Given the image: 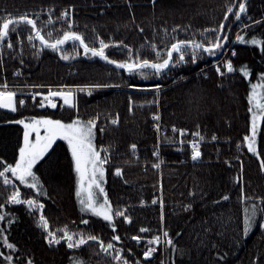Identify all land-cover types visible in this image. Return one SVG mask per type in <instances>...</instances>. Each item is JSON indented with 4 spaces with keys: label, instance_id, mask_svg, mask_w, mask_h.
<instances>
[{
    "label": "trees",
    "instance_id": "16d2710c",
    "mask_svg": "<svg viewBox=\"0 0 264 264\" xmlns=\"http://www.w3.org/2000/svg\"><path fill=\"white\" fill-rule=\"evenodd\" d=\"M235 3L236 0H156L155 4L152 0H0V17L9 13L14 16L39 13L40 26L48 18L49 7L55 9L53 15L56 17L61 10L73 4L76 30L84 33L89 42L94 39V28L95 33L106 41L123 40L133 49H140L143 45L142 55L151 58L149 42L154 41L163 47L171 42L172 35L191 38L195 34L200 39L197 30L218 26L226 7ZM246 3L248 16L234 22L235 18L230 14L226 22L231 25L226 29L231 47L225 58L232 59L237 69L247 65L254 78H243L239 71L221 77L215 67L210 65L213 59L204 58L196 64L181 65L166 76L149 74L150 78L143 80L139 75L114 69L98 57L79 56L63 61L50 49H44L36 56L34 53L38 50L39 42L36 48L32 47L26 39L27 31L19 37L16 34L11 36L15 44L13 49H7L6 45L0 49V59L3 60V64H0V83L6 79L12 87L95 83L120 85L96 90L91 95H76L82 118L99 116L96 143L109 147L103 186L113 207L126 208L127 214L132 217L131 224L121 222L119 217L116 220L117 231L122 236V243L118 246L133 247V253H127L133 264L137 259L142 264L144 261L143 249L134 247L135 242L130 239L132 235L139 234L140 227L151 229L147 235L168 230L177 242L178 249L184 250L181 255L179 251L172 252L170 246L160 244L157 252L149 258L150 264H171V260H175L176 264H217L218 251L227 253L219 264H261L264 259V236L261 234L264 230L254 226L247 237L242 236L244 205L239 199L240 185L236 181V177L241 175L242 162L245 193L264 196V173L259 169L258 159L247 152L246 146L237 147L242 144L243 136L250 133V113L247 112L249 80L258 83V74L264 71V55L260 52V46L235 40L238 32L246 39H251L253 35L264 39V22L247 30L243 28L245 23H251L249 16L254 20L264 17V0H246ZM175 25H182L188 30L184 32L177 29L176 33H172ZM57 26L61 27V23L54 21L56 29ZM140 28L144 31L140 32ZM164 29L168 30V36L164 35ZM50 30L49 26L43 27L45 34ZM64 47L71 51V44ZM233 48L237 53L235 57L231 56ZM107 52L115 59L127 58V50L119 47H110ZM21 59L23 64L20 63ZM17 69L22 74L13 75ZM130 82L142 86L160 83L159 104L145 103L156 99L154 90H128L126 87ZM21 90L22 97H27V90L24 89L18 90V97L21 96ZM129 95L136 101L131 112L128 109ZM40 99L37 97V101ZM57 104L56 109L47 105L40 108L29 97L26 107H18L16 113L0 109V157L14 162V157L18 156V146L22 144V125L4 123L5 120L33 115H50L67 120L75 116L76 110H66V106L61 108L60 100H57ZM157 111L161 116L159 169L153 167L158 160L152 155L158 133L151 130V117ZM116 116L119 122L112 125L110 120ZM172 125L199 131L205 137L201 145L202 156L197 162L190 160V148L187 145L181 150L179 144L164 140L165 136H179V133L172 132ZM100 127L104 128L102 133L99 132ZM213 135L217 137L216 140L212 139ZM133 143L137 145L135 156L130 148ZM258 149L264 151V136L258 135ZM116 167L122 169L121 176L115 174ZM34 171H37L47 192V195L38 199L45 205L43 213L52 231L59 234L64 225H69L73 231L99 234L106 241L110 238L111 229L105 226L106 222L80 212L75 196V173L65 141L57 140L50 155ZM20 187L22 193L35 195L34 190ZM10 191L11 188H6L0 180V203H5ZM191 192L195 195L190 196ZM222 195H228L229 199L220 200ZM154 198L164 200L163 223L160 221L159 203H152ZM141 200L146 202L145 205L140 203ZM218 200L219 204L213 203ZM188 203L192 204V208L185 210L183 206ZM248 203L258 204L259 201L250 200ZM0 211L6 213L7 220L13 221L12 224L7 220L0 221V228L6 229L4 234L17 245L15 250H9L0 240V251L14 255V264L17 261L26 264L29 258L34 264H69L73 250L67 249L64 242L59 245L47 243V233L38 224L39 212L33 214L26 205L12 204H6ZM81 219H88L89 224H82ZM208 221L213 230L204 237L207 246L200 245L201 237L197 233L201 231L202 222ZM177 232L181 235L176 236ZM218 232L223 235H217ZM237 236L240 239L237 240ZM212 244L218 248H212ZM75 251L81 254L80 250ZM97 252L98 247L90 245L84 247L82 256L88 264H114L110 257L103 253L97 255ZM0 264H4L2 257Z\"/></svg>",
    "mask_w": 264,
    "mask_h": 264
},
{
    "label": "snow or ice",
    "instance_id": "6c2138e0",
    "mask_svg": "<svg viewBox=\"0 0 264 264\" xmlns=\"http://www.w3.org/2000/svg\"><path fill=\"white\" fill-rule=\"evenodd\" d=\"M155 4L156 0H152ZM111 7V4L107 5ZM131 7V4H129ZM48 18L40 26H38L39 13L28 14L24 13L18 16L7 14L0 17V49H3L6 45L7 49H13L15 47L14 41L11 39L13 34L17 37L22 32L27 31V41L32 44V47L36 48L37 45L32 43L33 41H39L38 50L34 55L39 56L44 49H50L54 53L59 55V58L63 61L73 60L76 57H98L100 60L105 61L107 64L114 65L115 69H122L130 75H139L143 80H148L151 76L163 77L167 74L175 71L179 66L186 64H196L198 60L204 58L215 57L212 60V64L215 66L216 73L225 77L229 74H235L237 71L242 74L243 78L253 77V73L250 71L247 65H241L237 69L233 60L230 58H221V54L227 47L229 41V35L226 29L231 25L226 24L230 19V14L235 18V21H241L243 17L248 16L246 0H236L235 4H229L223 13V19L219 21L218 26L204 28L202 31L197 30L200 33V39H197L195 34L191 38H178L175 35L171 36V42L164 44L160 47L154 41L149 42V50L152 53L151 58L142 55L143 45L140 49H133L130 45L124 43L123 40H109L101 38L99 34L95 33L93 28L94 39L89 42L88 37L77 29V21L75 19V5L69 4L67 8L60 11L59 16L54 17L52 10L47 9ZM103 11V9H101ZM134 20V17H133ZM248 20L251 23H245L243 28L245 30L250 29L252 26L264 22V17L260 20H254L250 16ZM54 21L61 23V28L56 29L54 27ZM49 26L51 30L45 34L43 27ZM86 27V26H85ZM188 27H191L190 25ZM177 29L187 32V27L182 25H175L172 28V33H176ZM144 29L140 28V32ZM54 32L57 35L54 36ZM164 35L168 36V30L164 29ZM147 39V38H146ZM235 40L244 44L258 45L260 46V52L264 55V39H258L255 35L251 39H246L244 35L239 32L235 36ZM22 44V41H20ZM163 43V39L161 41ZM71 44V51L69 52L64 46ZM110 47H119L121 50H127L126 59L112 58L107 50ZM82 49V51H81ZM206 54V56H205ZM237 55L235 48L231 49V56ZM23 64V59L20 60ZM0 64H3V60L0 59ZM223 69V71H222ZM203 71V70H201ZM22 74L19 69L13 75ZM206 76L207 73H204ZM259 82L250 84V91L247 93L248 108L247 112L250 113V133L243 136L242 144H238L237 147L246 146L247 152L252 153L259 161V169L264 173V151L258 149V135L264 136V71L259 74ZM182 79L185 77H181ZM25 87L31 88H47L46 92L36 91L31 94V100L36 102V106L44 108L46 105L53 109L58 107L57 100L59 98L62 101L61 108L66 106V110H76L74 117H70L65 120L63 118H53L50 115H33L30 117H23L17 120H5L4 123H15L22 125L23 127V142L18 146V156L14 157V162H8L3 157H0V180L7 188L10 187L11 191L6 197L5 203H0V209H4L6 204L12 205H26L27 208L35 212H39L38 224L42 227L47 235L45 240L49 245H59L61 242L66 244L67 249L73 250V255L69 260V264H88L83 256L84 247L95 245L98 247L97 255L103 253L110 257L114 264H133V260L130 259L127 253H133V247L124 246L120 247L118 244L122 243V236L117 231V220L121 218V222L131 224L132 217L127 214V209L114 208L112 202L109 200L107 192L104 188V179L106 168L105 165L109 161V147L104 145H97V120L99 116H93L88 119H84L79 115L77 93L88 92V95L92 94L93 90L110 87H120L118 84H86V85H60L54 90L51 86L46 85H26ZM130 89H137L146 91L148 89H154L156 99L153 101H146L148 104H159V93L162 88L160 83H152L147 86H142L135 82L127 84ZM259 90V91H258ZM37 97H41L37 101ZM136 101L133 100L131 95L128 96V109L131 112L135 106ZM143 106V105H141ZM18 107H26V100L21 96L18 97V91L12 90L5 79L3 83H0V109L9 110L12 113L18 111ZM155 121L154 127L157 136V143L154 146L152 155L157 158L158 162L153 164V167L159 169L161 162L160 158V137L161 132V116L159 112L152 114ZM118 116L111 118L110 123L112 125L118 124ZM199 128V125H197ZM104 128L100 127L99 132H103ZM172 132L179 133L178 137H164L165 141H171L172 143H178L180 149L183 150L185 143L190 148L191 159L197 161L202 156L201 141L205 139L199 131L192 132L193 137L198 139H190L185 141L184 137L188 134V129L177 128L176 125H172ZM213 140H216L215 135L212 136ZM57 140H62L67 143V150L70 152V164L75 173V196L80 205V212L84 214H91V216L102 219L106 222V227L111 229L110 238L107 241L99 234L92 232H85L83 230L73 231L69 225H64L58 232H54L50 228L49 221L43 213L45 207L38 197L47 195L40 177L37 175L38 164L43 162L50 150L54 148ZM132 154L136 155L137 145L135 143L130 145ZM238 159V157H237ZM115 174L117 176L122 175V169L120 167L115 168ZM237 183L240 185V201L244 205L243 217H242V236L247 237L253 230L254 226H258L261 230H264V196H250L247 195L243 188V163L241 162V175L236 177ZM24 186L29 190H34L35 195H27L22 193L21 187ZM162 187V186H161ZM190 196H194L195 193H189ZM228 195H222L220 200L227 201ZM257 200L259 203L249 204L248 201ZM141 204L145 201L141 200ZM153 204L159 203L160 205V221L163 223L165 219L164 214V200L153 199ZM214 204H219L220 201H213ZM185 210L191 209L192 204L188 203L183 206ZM7 220V215L4 211H0V221ZM238 227L240 224L239 218ZM9 224H12V220H7ZM84 225L89 224L88 219H81L80 221ZM207 225V226H205ZM211 222H202L201 231L197 233L201 237L200 245L207 246V241L204 237L212 231ZM6 229L0 228V240L9 250H15L17 245L10 242L9 237L5 235ZM139 234H134L130 237L131 241L135 242L134 247H141L143 249L142 255L144 257L143 264H150L149 258L157 252L158 247L161 244V235L164 238V243L170 246L172 252L179 251L181 255L184 254L183 248L178 249L177 242L169 234L168 230H163L161 234H151V229L147 227H140L138 229ZM145 234V235H141ZM264 236V231H262ZM176 236H180L181 233H175ZM217 235H223L218 232ZM236 239H240L239 236ZM216 249V244L211 245ZM75 250H80L81 254H76ZM227 253L221 254L217 252V264L221 260H224ZM0 257L3 258L4 264H14V255L5 254L0 251ZM19 264V261L16 262ZM26 264H34V261L29 258ZM135 264H142L137 259ZM171 264H176L175 260H171ZM261 264H264V259L261 260Z\"/></svg>",
    "mask_w": 264,
    "mask_h": 264
},
{
    "label": "built area",
    "instance_id": "2783aa9c",
    "mask_svg": "<svg viewBox=\"0 0 264 264\" xmlns=\"http://www.w3.org/2000/svg\"><path fill=\"white\" fill-rule=\"evenodd\" d=\"M49 9H51L52 10V13L55 11V9H53V8H51V7H49ZM39 42V41H38ZM32 43H34V44H36L37 43V41H33ZM32 45V44H31ZM231 45V44H230ZM229 45V46H230ZM226 54V53H225ZM222 55H220V57H221ZM226 56V55H225ZM225 56L223 57V58H225ZM214 58V57H213ZM211 66H213V67H215L214 65H212V64H210ZM203 69V68H202ZM201 69V70H202ZM63 85H67V84H63ZM74 85H78V84H74ZM57 86H60V85H52L51 87L55 90L56 89V87ZM101 89H103V88H101ZM126 89H130V88H128V87H126ZM35 90H37V91H41V92H46L47 91V88H35ZM132 90H135V91H139V90H137V89H132ZM148 90H150V89H148ZM151 90H154V89H151ZM155 91V90H154ZM79 93H83V94H87L88 95V92L87 91H85V92H79ZM41 98V97H40ZM57 99H59V98H57ZM151 120H152V125H151V130H154V131H156V129H155V127H154V124H155V121L153 120V116L151 117ZM193 131H189L188 130V134H186V136L184 137V139H185V141H187V140H190V139H198V137H193L192 135H191V133H192ZM205 142V140H203V141H201V145L203 144ZM178 144V143H177ZM185 145H187L186 143H185ZM108 155H109V153H108ZM189 155H190V160L192 161V162H197V161H193L192 159H191V152L189 153ZM183 160V159H182ZM146 203V202H145ZM145 203L144 204H142V205H145ZM124 209V208H123ZM162 232V231H161ZM162 244H165L164 243V238L162 239Z\"/></svg>",
    "mask_w": 264,
    "mask_h": 264
},
{
    "label": "rangeland",
    "instance_id": "374dc122",
    "mask_svg": "<svg viewBox=\"0 0 264 264\" xmlns=\"http://www.w3.org/2000/svg\"><path fill=\"white\" fill-rule=\"evenodd\" d=\"M62 26V25H61ZM61 27L60 26H57V29H60ZM230 45V43L229 42H227V47H226V49L221 53V54H219V55H222L221 56V58H223L224 56H225V53H227L228 51H229V49H230V47H231V45ZM212 58V57H211ZM215 58V57H214ZM214 58H212V59H214ZM213 65V64H212ZM86 85V84H85ZM20 89H24V90H27L26 91V93H27V97H22V98H24L25 100L27 99V98H31V94L33 93V92H36L37 90H35V88H31V87H24V86H15V87H12V90H16V91H18V90H20ZM103 89H107V88H103ZM96 90H101V89H96ZM96 90H93L92 92H94V91H96ZM132 90V89H131ZM259 91V90H258ZM87 95V94H86ZM54 99H57V98H54ZM60 100V99H59ZM32 101V100H31ZM61 101V100H60ZM61 103H62V101H61ZM55 118V117H54ZM22 142H23V136H22ZM66 143V142H65ZM162 233V232H161ZM161 233H158V234H161ZM162 239H163V236L161 235V244H162ZM142 258L144 259V257H143V255H142Z\"/></svg>",
    "mask_w": 264,
    "mask_h": 264
},
{
    "label": "water",
    "instance_id": "95a60500",
    "mask_svg": "<svg viewBox=\"0 0 264 264\" xmlns=\"http://www.w3.org/2000/svg\"><path fill=\"white\" fill-rule=\"evenodd\" d=\"M110 65V64H109ZM114 69H115V66L114 65H111ZM117 70V69H116ZM118 70H121V71H124V70H122V69H118ZM2 110H4V111H7V112H9L10 113V111L9 110H5V109H2Z\"/></svg>",
    "mask_w": 264,
    "mask_h": 264
}]
</instances>
